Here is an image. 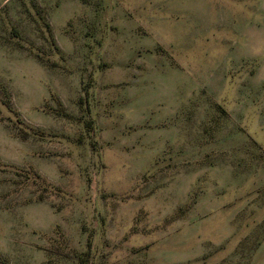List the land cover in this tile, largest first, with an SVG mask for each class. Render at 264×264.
Instances as JSON below:
<instances>
[{
    "label": "rangeland",
    "instance_id": "374dc122",
    "mask_svg": "<svg viewBox=\"0 0 264 264\" xmlns=\"http://www.w3.org/2000/svg\"><path fill=\"white\" fill-rule=\"evenodd\" d=\"M0 264H264V0H0Z\"/></svg>",
    "mask_w": 264,
    "mask_h": 264
}]
</instances>
